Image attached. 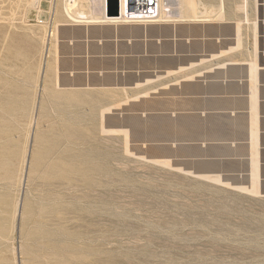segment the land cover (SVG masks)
I'll use <instances>...</instances> for the list:
<instances>
[{
  "label": "rangeland",
  "instance_id": "374dc122",
  "mask_svg": "<svg viewBox=\"0 0 264 264\" xmlns=\"http://www.w3.org/2000/svg\"><path fill=\"white\" fill-rule=\"evenodd\" d=\"M75 1L0 0V264H264V195L150 159L146 141L172 131L135 115L150 89L76 88L61 71L50 24L55 10L88 27L66 16L89 14ZM246 2L223 0L210 22H240L251 48L264 0Z\"/></svg>",
  "mask_w": 264,
  "mask_h": 264
},
{
  "label": "crops",
  "instance_id": "0c3cea01",
  "mask_svg": "<svg viewBox=\"0 0 264 264\" xmlns=\"http://www.w3.org/2000/svg\"><path fill=\"white\" fill-rule=\"evenodd\" d=\"M89 1V13L106 15L103 0ZM255 23L251 48L238 21L83 27L54 10L50 34L61 71L81 75L74 87L150 89L135 115L145 129L158 119L172 130L146 141L159 149L150 159L235 187L250 188L254 178L264 195V18Z\"/></svg>",
  "mask_w": 264,
  "mask_h": 264
},
{
  "label": "bare ground",
  "instance_id": "6f19581e",
  "mask_svg": "<svg viewBox=\"0 0 264 264\" xmlns=\"http://www.w3.org/2000/svg\"><path fill=\"white\" fill-rule=\"evenodd\" d=\"M41 1L42 0H35V2H36L35 5L36 6L40 5ZM66 1H67L66 3L69 4L70 6H72L76 2L75 0H66ZM85 1H87V0H85ZM244 1L246 2L247 0H244ZM30 2H32V1H30ZM159 2H160V14H159L156 22H165V23H168V22H177V21H179V22H182V21L183 22H191V23H195V22H210L211 21L210 20L211 17H216V18L217 17H223V12H224L223 0H219V4H218L219 5V8L214 13H212L211 11H209V9L206 7V5L201 4L200 2H198L196 0H181V2H180V9H179L180 11H179L178 16L177 15L176 16H173L171 14L172 7H171V5L169 3V0H159ZM245 7H246V5H245ZM74 8H75V5H74ZM71 9H73V8L71 7ZM73 10H71L73 13L66 12V15H67L68 19H70L71 21H73L75 23H85V24H94V23H101V22H103V23H111V24L123 23V21L121 19L116 18V17L115 18H109L108 15H105V16L103 15L102 17H96L97 14L94 17L92 15L94 13L91 14V12H90L89 14H87V13L82 12V11L81 12L80 11H77V9H73ZM75 10L77 12H75ZM92 12H93V10H92ZM121 12H123V11H121ZM244 12H245V8H244ZM246 12H247V9H246ZM255 27H256V23L254 22L253 23V28H255ZM51 36L52 35L50 34V37ZM48 37H49V34H48ZM48 42L49 41L47 40L46 53H45V65H46V59L48 57V51H49ZM44 71H45V67H43V74L42 75H44ZM2 72H3V70H2ZM2 87L0 88V123H2V121L4 120V111H5L4 110V102H3V98H4V94L3 93L6 90H2ZM2 91H3V93H2ZM109 111H110L109 108L106 109V112H104V114L107 113V112H109ZM104 132L112 133V132H117V131L116 130H108V129H105ZM121 132L126 133L127 131H122L121 130ZM206 178H208V177H206ZM210 179L212 181L218 182V179L217 178H210ZM254 180L255 179L253 178L252 179V184H251V187L250 188H241V187H235V188L238 189V190H241V191H247V192H250L251 194L253 193V194L257 195L258 194V192H257V185H256V183H255Z\"/></svg>",
  "mask_w": 264,
  "mask_h": 264
},
{
  "label": "built area",
  "instance_id": "2783aa9c",
  "mask_svg": "<svg viewBox=\"0 0 264 264\" xmlns=\"http://www.w3.org/2000/svg\"><path fill=\"white\" fill-rule=\"evenodd\" d=\"M104 11L106 13V0ZM123 11V12H121ZM118 16L123 23H150L160 14L159 0H118ZM115 18V17H109Z\"/></svg>",
  "mask_w": 264,
  "mask_h": 264
},
{
  "label": "water",
  "instance_id": "95a60500",
  "mask_svg": "<svg viewBox=\"0 0 264 264\" xmlns=\"http://www.w3.org/2000/svg\"><path fill=\"white\" fill-rule=\"evenodd\" d=\"M106 13L109 17L118 16V0H106Z\"/></svg>",
  "mask_w": 264,
  "mask_h": 264
}]
</instances>
